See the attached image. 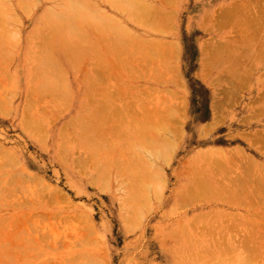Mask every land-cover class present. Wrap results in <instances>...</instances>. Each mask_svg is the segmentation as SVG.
Listing matches in <instances>:
<instances>
[{
	"label": "rangeland",
	"instance_id": "obj_1",
	"mask_svg": "<svg viewBox=\"0 0 264 264\" xmlns=\"http://www.w3.org/2000/svg\"><path fill=\"white\" fill-rule=\"evenodd\" d=\"M236 1L165 0L163 7L166 6L170 14L163 17L161 22L154 21L149 14L143 17L142 20H146L150 25L155 27V29L149 32H146L140 23L127 21L128 28L144 36L142 41L144 47L142 45L143 48L141 47V51H133L132 48L130 51H125V54H129L127 55L128 58L126 56L130 61V63H127L128 65L125 64L126 58L124 61L123 58H117L119 56L118 54L117 57L114 56L118 60L123 59L122 61L129 68L133 67L130 69V73L133 72L132 70L135 67V72L132 75L127 74L129 72L125 69L126 67L124 68V64L121 65L122 61H116L114 58L105 61L103 58L99 59L96 57L97 55L90 54L88 58L85 57L88 61L81 59V64H77V62L75 64L73 63V65H78L77 67L75 66L74 69L68 68V75L66 76L71 81L74 79L75 83H77L76 92L69 95H63L60 92L54 94L50 91H41L38 93L32 89L33 86L30 84L29 79L33 75V70L27 69L26 64L29 61V57L26 54H22L20 50L25 44L26 37L18 31L20 34V36L17 35L19 37L18 40L21 41L16 43L7 57L2 56L0 58V95L1 93L3 94L0 96V148H2L0 154L4 149L3 151L7 154L3 152L2 155L4 154L5 158L7 156L9 159L10 156L14 155L12 162H15L14 164L19 162L21 165H16V169H14L11 162L10 166L8 165L11 168L5 167L6 169H0V177L6 178L4 180L7 183L4 181V184L6 183L8 186L13 185L9 177L16 176L14 178L17 180L16 178H20L21 175L23 177L24 173L23 181L30 176L33 178L37 175L39 177L42 175L41 177L46 180L43 182L44 186L46 184L52 188L56 186L60 192L64 193L61 194L62 197L60 196L57 201L56 198H51L53 196L52 194L49 198L48 195L50 193L42 189L43 185L38 184L37 186H41V190L38 188L40 192L44 190V193H48L42 194L45 195L49 203L45 198V200L41 199L44 195H40L39 199L41 201H39L36 196L33 197L35 195H33V188L40 181L38 180L34 185L32 184L33 182L29 183L33 185V188H31L32 186H26L24 181V184H22L26 186V188L24 187L25 190L28 191V194L31 191L32 196H30V199L26 191L15 196L20 197L24 202V198L28 197L26 198V204L24 203L26 207H24V204H22V207V205H19L21 201L19 198H16L17 201L20 200L19 202L12 201V199H15L12 196L10 198L11 200L9 199L7 202L5 200H8L7 197L10 193L13 196L15 193H18V187L20 191L21 188L23 189V186L21 188L18 186L15 192L13 191L15 189L7 190L8 188L6 187L7 189L4 190L5 188H0V190L4 191L5 196L8 193L4 197V193L2 194V191H0V194L3 195L2 199H5L2 200L0 198V201L3 202H0V215L16 214L21 211L28 212L32 215L35 214L33 215L35 221L30 218L28 225L30 223L32 225L34 224L33 227L35 229L38 228L39 232L41 230L40 234H37L38 231L36 232L37 236L39 235L38 239L45 231L43 236H46L47 239L41 238V243L44 245L39 244L42 245L41 249L46 251V257L49 260L54 257L62 260L63 264H73V261L75 263L77 261L78 263V260V264H89V262L90 264H230L229 259L232 257V252L226 251L219 256L210 254L206 246L210 245L211 242L209 244L199 243L206 242L209 237H201L198 233L210 227L211 229L217 226L220 227L221 224L226 222L230 212H236L235 214L237 212L241 213L245 205L242 207H231L230 205L225 206L224 202L222 205L221 202L216 203L214 200L209 199L178 201L174 195L181 191L182 184L188 181L190 176H195L193 172L196 174L200 172V166H203V164L201 165L199 161H205L204 159L208 157V150L211 154V151H213V155H209L210 158H213L215 156L214 153L219 152V148L222 147L224 149L223 152L229 155H233L234 153L232 154V151L237 147V149H246L249 154H254L255 151L249 147L246 138L253 137V134L259 133L256 132L258 129L259 131H264V115L261 113H253L251 116L253 108L254 110H258V107L262 104L260 100L262 99L261 89L264 85L263 78H261L264 72L263 59H260V61L256 59L258 63H254L250 67L249 64L246 67L238 68V71L250 68L251 72H254L251 74V80L249 78V87L246 85L243 86L244 88L242 90L240 89L242 91L240 96L238 93H235L237 94L236 98L233 94L225 95L227 93L230 94V88L227 87L229 80L232 81L233 79H230L232 77L231 74L233 77L235 74L232 71L237 69V67L235 68L232 65L235 60L234 55L236 56L237 52L235 51L236 53L233 56L232 54L231 56L229 55V59L231 57L234 58L227 61L226 56H228L230 50L225 55L224 53L226 52H223L222 42L226 43L233 40L229 38L236 40L237 35L235 38L233 34H239V31L236 33L237 31H234L235 27L232 31L231 26L233 24L231 23L225 24L226 26L224 25L223 28L217 26L219 27L217 29V27H213L212 21H214L213 19L219 20L221 18L217 16L221 14L220 8L224 7L221 10L223 12L226 9L225 7L233 6V3L235 4ZM240 1L238 0L239 3ZM238 2L236 4H239ZM242 2L244 1L242 0ZM211 9L213 10L210 11ZM211 12L217 16V19L213 14H210ZM212 15L214 17L211 21ZM205 16H207V19ZM205 20L206 24L208 23L207 25L202 24ZM208 20L211 22H207ZM211 26L213 27L212 29L209 28ZM9 28L14 29L15 26L9 25ZM26 28L28 26L21 27L23 31ZM207 28L210 29H208L209 32L208 30L206 31ZM220 29L222 30L219 34L217 31ZM212 37L217 39L212 40ZM39 40L35 41L39 42ZM112 40L115 41L114 39ZM152 40H157V43L161 42L157 46L158 50L163 48L159 50V52L161 51L159 55L157 54V50V52H154L156 49V41L151 43ZM93 41L94 43H89L88 47L94 46L95 39ZM236 41L237 43L240 42V40ZM209 42L210 44L217 42V48L221 47L220 49L223 50L222 55H225L224 58L220 54H214L215 57L220 56V60L222 57L221 61H219V57L216 58L220 64H216L213 61L215 59L210 61L212 56L209 60H207L208 55L206 56L207 58L204 57L203 49H206V44L208 46ZM104 45L106 44L103 42L101 46ZM210 46L213 47L211 51L212 49L216 50V47H214L216 45ZM88 51L92 50L87 49ZM220 51L218 52L220 53ZM149 52L156 53L158 57H155ZM93 60L95 61L93 62ZM96 61L97 63L99 62L97 64L98 66L96 65ZM112 61L117 64L114 67L119 68V72H116H121L118 76L114 75L115 71L113 72L112 66L109 65ZM221 64L224 65L221 67ZM229 65H232L230 72L229 70H225ZM106 66L111 67L112 71L110 72L113 73V76L110 75V72H106ZM90 69H93L94 73L91 71L93 74L90 73ZM113 69L115 70V68ZM207 71L209 73L212 72L210 73L212 76H208ZM225 71L229 72V74L224 73ZM86 72L92 75L87 82L84 77V75H87L85 74ZM124 72L127 76L123 75L125 74ZM204 74L207 75L205 76ZM225 74L229 76L227 77ZM213 77L214 79H211ZM218 77L219 79H216ZM121 85H123V89H119ZM124 85H127V89H125L126 87ZM81 87L83 88L80 89ZM3 88L4 91H2ZM253 88L254 91H252ZM253 95L255 97H252ZM231 97L234 99H230ZM85 99L86 101L88 99V104L93 106L95 104L98 105L99 102H105L104 99L107 100L106 102L110 99L111 101L109 100V102L112 103H107L110 104L108 105L109 107L105 103V107L110 108L113 106L111 108H114L117 106V109H120V106L126 113H136L135 115L133 114V117L128 115L129 119L127 120L130 121L132 118L136 132L140 131L144 133L143 136L139 137L142 141H149L148 138L150 137L151 130L148 129L149 125L152 127V125L156 124V127L159 125L165 127L163 129L161 126H159L160 128L153 126L155 131L158 128L160 131L162 129V132L158 130L161 134H158L159 132L156 133L158 136L155 138L156 142L152 145L156 151H152L150 145L142 148V150H147V153L155 152L153 154L155 157L159 156L161 160L159 162V166H161L160 170L164 171L162 179H156L151 170L145 169L146 177L150 181L149 184H151V187L139 191L132 177L137 158L136 156L131 157V162H129L128 156H130L129 151L131 150L128 151V149H124L125 151L117 162L114 159L103 161V151H101L102 149H97V141L92 140V136L88 130H84L83 126H79L80 124H74L75 122H73L78 116V112H80L81 103ZM101 103L99 105L103 106L104 103L103 105ZM113 103L116 106L112 105ZM29 114L38 119L40 124H36L41 126L42 129L40 128L38 130L43 132L42 135H38V137L36 136L37 134L32 135V131L33 133L37 131L33 130L35 128L32 131L30 130V134L24 131L22 126L24 118L27 117L29 120L34 118L32 116L30 118ZM28 121L27 123L30 122ZM36 121L33 120L30 124ZM36 124L32 125L39 128V125ZM126 126L130 127V129L133 128L128 123ZM122 129L116 133L126 136L124 127ZM130 129L128 128V131ZM251 132L253 133L251 134ZM166 148H171L170 154L169 152L167 153L168 155L165 153ZM205 149L207 156L205 155L203 159L201 152L203 153ZM64 150L68 151V155L67 153L64 154ZM93 154L96 157L94 160L93 158L91 159V155ZM60 156L68 159L62 161V157L60 158ZM83 156L84 158L87 157V160ZM211 161L213 159H208L205 163H210ZM259 161H264V157L259 158ZM81 163L84 166H80ZM195 165H198L199 169ZM116 170H118L117 174H115ZM21 171L26 172L22 173ZM37 178L38 176L35 179L33 178V181L36 182ZM20 180L18 179V182ZM101 183L105 186V188L102 186L104 188L103 191L99 187ZM11 186L8 187L10 188ZM13 186L15 188V184ZM37 186H35V189ZM49 190L51 189L49 188ZM35 191L37 192V190ZM32 198L35 201H32ZM35 198L38 202H36ZM48 198L52 201L55 199L56 205H53L52 201H49ZM35 202L36 205L34 204ZM10 205L12 206L10 207ZM49 214H53V217ZM44 215L46 216L43 217ZM250 218H252L251 220L256 219L252 215H250ZM263 218L260 219L261 223L255 220L250 221V223H254L253 226H257L254 228L256 229V233H258L257 230L261 229L262 233L260 232V234H264ZM259 219L256 220L259 221ZM37 220L41 225H38L39 222H36ZM62 220L66 221L63 222ZM132 223L133 225L131 226ZM35 225L42 226V228L39 229ZM253 226L251 225L250 228H253ZM29 229L31 230V228ZM34 233H32L33 237ZM37 236L35 237L37 238ZM194 244L206 246L200 249ZM38 249L39 247L37 248L36 246V250ZM198 250L201 254L196 256L194 253L198 252ZM37 254L40 257V254ZM44 254L41 253V255ZM36 255L34 257L35 259ZM261 264H264V261Z\"/></svg>",
	"mask_w": 264,
	"mask_h": 264
},
{
	"label": "bare ground",
	"instance_id": "obj_2",
	"mask_svg": "<svg viewBox=\"0 0 264 264\" xmlns=\"http://www.w3.org/2000/svg\"><path fill=\"white\" fill-rule=\"evenodd\" d=\"M164 1L165 0H157V1L156 0H0V58L2 56L7 57L9 55L10 50L12 51L13 48L15 47L16 43L21 41V40H18L19 37L17 36V35L20 36V34L18 32V31H20V33H22L26 37L25 44L20 48L21 53L26 54L29 57V61L26 64L27 69L33 70V75H31L30 79H29L30 84H32V86H33L32 89H34L38 93L41 91H44V92L50 91L51 93H54V94L57 92H60L63 95H69L71 93H75L76 89H77V87H76L77 83H75L74 79H72V81H71L70 78L66 76V75H68V73H67L68 68L74 69L75 66L77 67L78 65H73V63L75 64L77 62V64H78V63L82 62L83 59L88 61V59H86L85 57L88 58V55H90V54L97 55L96 57H98L99 59L103 58V59H105V61L107 59H110V58H112V59L114 58V60H116V61H122L123 59L125 61L126 56L129 55L127 53L125 54V51H130L131 48L133 49V51H136V50L141 51V47L143 45L142 41L144 39V36H142L140 33L136 32L135 30L128 28L127 27L128 25L126 23H127V21L134 22V23L138 22V23H140V25H142L144 27L146 32H149V31L155 29V27L153 25H150V23H148L146 20H142V19L144 16L149 14L151 16V18H153L154 21L161 22L163 17H166L168 14H170L169 9L166 8V6L163 7ZM243 1L244 2H242V0H241L239 3L237 0L235 2V4L237 2L239 4L235 5L233 3V6L228 5L229 7L228 8L225 7L226 9L223 12H221V10H223L224 7L223 8L218 7L221 9V10L219 9L221 14L217 15L218 18H219V16L221 17V18H219V20L217 19V16H215L212 12L210 14H213L217 20L213 19V17H214L213 15H212L211 19L209 18L211 21H212V19L214 20V21H212L213 27H217V26L220 27L221 26L223 28L225 24H228V23L233 24V26H231L232 27L231 30L233 31L234 27H235L234 31H237L236 33H238V31H239V34L230 33L231 31L229 33L235 35V36H233L235 38L237 35L236 40H238V41L240 40V42L237 43V41L234 38H229L230 40L233 39L231 41L235 40L234 42L229 41V42L224 43L220 40L222 42L223 46L221 44H219V45H221L223 47L222 48L224 50L223 51L220 49L221 48L220 46H219L220 48H217L218 45L216 43L219 41H217L215 44L214 43L210 44V42H212V41H210L208 46L206 44V49L205 48L203 49L204 57L207 58L206 56L208 55L207 60H209L210 57L212 56V59H210V61L215 59L213 61H215L216 64L217 63L220 64V62H217L218 60H216V58L219 57V61H221L222 57L224 58V56L228 53L229 50H230L229 51L230 53H228V56H226L227 61H229L230 59H233L235 57L234 63L232 65L235 68L237 67V69H236L237 71L236 70L232 71L233 73H235L234 77L230 73L232 76L230 79L233 78L234 80L233 79H232V81L229 80V85H231V87H229V85L227 87V88H230V94L224 93L225 95L233 94V96L235 98L237 97L236 96L237 94H235V93H238L240 96V93H242V91H240V89L242 90L244 88L243 86H246V85L248 86V84H250V80L252 78L251 74L254 73V72L253 73L251 72L250 68L243 69V71H238L239 70L238 68L246 67L249 64H250L249 67L252 66V64H254V63L257 64L258 60L256 61V59H259V61H260V59L264 60V0H243ZM212 10L213 9H211L210 11H212ZM216 11H217V9H216ZM206 14H207V12H206ZM210 14H209V16H210ZM207 16H205L206 19H207ZM211 21L208 20L207 22H211ZM198 23H200V22H198ZM202 24L207 25L208 23L206 24V20H205V22ZM9 25H13V26H15V28L10 29ZM23 26L24 27L28 26V28H26L23 31L21 29V27H23ZM213 27L211 26L209 28L212 29ZM219 27H217V29ZM201 28H202V26H201ZM209 28H207L206 31ZM209 30H208V32H209ZM221 30L222 29H220L217 32L220 34ZM211 32H212V30H211ZM238 37H240V38H238ZM94 39H95L94 46L88 47L89 43H94V41H93ZM112 39H114L117 43L115 41H113ZM214 39H217V38L212 37V40H214ZM35 40H39V42H36ZM154 41H156L155 42L156 43L155 44L156 49L154 50V52L158 51L157 54L159 55L161 53V51L159 52V50H161L163 48L158 50L157 46L159 44H161V42L157 43V40H152L151 43H154ZM103 42L106 45L101 46V44H103ZM224 44H226L225 48L227 50L224 48ZM39 45H40V47H39ZM210 45H212V46L216 45V46H214V47H216V50L212 49V51L215 50L214 52L211 51V48H213V47H211ZM143 47H144V45H143ZM161 47H163V46H161ZM153 48H154V46H153ZM87 49L92 50V51L87 52ZM119 49H122V50H119ZM207 50H208V53H207ZM218 51H220V53ZM222 51L226 52V53H224L225 55H222L223 54ZM235 51L237 52L236 56L234 55L236 53ZM120 53H121V55H120ZM149 53H151V52H149ZM153 53H151V54H153ZM163 53H162V55H163ZM117 54L119 56H124V57H119ZM155 54H153V55L155 57L156 56L158 57V55L157 54L155 55ZM214 54L215 55L220 54V56L222 55L221 60H220V56L215 57ZM231 54H232V56L234 55V57H231L229 59V55L231 56ZM93 55H91V56L93 57ZM114 55L116 57L118 56L117 58H119V59L120 58H123V59L118 60ZM213 56H214V58H213ZM127 58H128V56H127ZM91 59H93V58H91ZM76 60H78V61H76ZM94 61L95 60H93V62ZM124 61H122L123 63L121 62V65H123L125 62H126L125 64L130 63V61L128 59L125 62ZM98 63L96 61V65ZM207 64H208V62H207ZM96 65H94V66H96ZM109 65L112 66L113 72L115 71L114 75H116V76H118V74L120 75L121 72L118 73L119 68L114 67V66H117V64L115 62L112 61ZM127 65H125L124 68L126 67L125 69H127V72H129V73H127L126 70H124V71L127 74L132 75L133 72H135L134 70L136 68L134 67V70H132L133 72L130 73L131 72L130 69L133 67L129 68ZM222 65H224V64H221V67H222ZM110 66H106V72L107 73L112 71ZM129 66H131V65H129ZM231 66L229 65L227 67L229 69L225 68V70H229V72H230V68L232 69ZM107 67H108V70H107ZM119 67H121V66L119 65ZM215 67H216V65H215ZM113 68H115V70ZM207 69H209V68H207ZM214 70L215 69L213 66V71ZM89 71L91 73V71H93V69L92 70L90 69ZM116 71H118V72H116ZM210 71H212V70H210ZM207 72H208V76L211 75L210 73H212V72L209 73V71H207ZM229 72L225 71L224 73L229 74ZM90 73L88 74L86 72L85 74H87V75H84L86 82L88 79H90L92 77V75H90ZM93 73H94V71H93ZM93 73H91V74H93ZM110 73H111L110 75L113 76V73L112 72H110ZM126 73L123 75L127 76ZM219 77L216 79H219ZM222 77L224 78L223 75H222ZM249 78H250V80H249ZM261 78H263L262 81L264 83V72H263ZM211 79H214V77ZM216 81H218V80H216ZM262 81H261V85H262ZM230 83H232V84H230ZM122 86L123 85H121V87L119 89H123ZM126 86L124 85V87H126ZM82 88L83 87H81L80 89H82ZM125 89H127V87ZM259 89H261V88H259ZM259 89H257V90H259ZM261 90L263 91V92L261 91L262 97L260 95V97L262 99L261 100L259 99V100H260V102H262V104L260 107H258V110H254V108H253L254 111L253 110L251 111L252 112L251 116L253 115V113H255V114L261 113L264 115V85H263V88ZM2 91H4V88L2 89ZM224 91H225V89H224ZM226 91L229 92L228 90H226ZM252 91H254V88ZM50 92H47V93H50ZM257 94H260V93H257ZM1 95H3V94L1 93ZM4 95H5V92H4ZM109 95H110V93H109ZM252 97H255V95H253ZM257 98H256V100H257ZM230 99H234V98L231 97ZM109 100L110 99H108V102H106L107 100L104 99L105 102L102 101V103L99 102L98 105L95 104V106H93V105L88 104L89 103L88 99H87L88 102L85 99V101L81 103L80 112H78L79 114L76 117V119L73 120V122H75L74 124H80L79 126H83L84 130L85 131L88 130V132L92 136V140L97 141V143H96L97 149L98 150L102 149L101 151H103V157H102L103 161L104 160L108 161L109 159H114V161L117 162L120 159V156L122 155V153L125 151L124 149H128V151L131 150V151H129L130 156H128V161L131 162V157L136 156V158H137L136 167H134V172L132 174V177L136 183V188L139 189V191L145 190V188L146 189L150 188L151 184H149L150 181L147 180L145 169L151 170L156 179H162V174H164V171L160 170L161 166H159V162L161 160L159 159V156L155 157L153 155L155 152L147 153L146 152L147 150H142V148L147 146V145H150L151 150L156 151L152 145L156 142L155 138H157L158 134H161L160 132H162V129L160 131L159 126H161V128H163V129L165 127L162 125H159V126H157L159 128L155 131V128H157L155 126L156 124L152 125V127L154 126L155 128L154 127L152 128L149 125L148 129H151L150 130V137L148 138L149 141L148 142L142 141L139 139V137L143 136L144 133L140 132V131H137L138 133L136 132V130L134 129V125L132 123L133 120L131 117H130L131 118L130 121L127 120V119H129L128 115L133 117V114L135 115L136 113H129V112L126 113V111L124 109H122L120 106H119L120 109H117L118 107L115 105V103H113L112 105H114L116 107L111 108V107H113V106H111L110 108H107V107H109L108 105H110L112 103V102L110 103ZM100 103L102 105L104 103V105L101 106V105H99ZM105 103L106 104L110 103V104H107V107H105ZM253 105H254V103H253ZM98 106H100V107H98ZM30 110L32 111L31 108H30ZM78 110H79V108H78ZM31 114H29L30 118L33 115V114L32 115ZM251 116L249 115L250 118H251ZM32 117H34V116H32ZM26 119H27V117L24 118V120H23L24 122L22 121L23 122L22 126H23V129L26 133L30 134L31 133L30 130L32 131V129L35 128L33 130L34 131L37 130V131L35 133H33V131H32V133H31L32 135L37 134L36 136L38 137V135L43 134V132L38 130L41 128V126L39 125L40 123H39L37 118L34 117V118H31V120L36 121V119H37V121L33 122L32 124L39 123V124H36V125H39V128L38 127L36 128L34 125L30 124V122H32V121L29 120V118L27 119V121L29 120L30 122L28 121L29 123H27V121H25ZM127 123H128V125L131 124L133 128L131 127L132 129H130V127H127L126 126ZM123 127L125 130L124 132L126 133V136H124L123 134L121 135L119 133H116L117 131L123 130L122 129ZM128 128L130 129L129 131H128ZM260 131L258 129L256 132H259L260 134L256 133V134H253V137L251 136V137L246 138L247 139L246 142L248 143L249 147L254 149V151L256 152V153L254 152V154H249V153H247L246 149H243V148L237 149L238 148L237 147V148H235L234 151H232V154L233 153L234 154L229 155L226 152H223L224 149L222 147V148H219L220 151L218 149L219 152L214 153V155H215L214 157H216V155H218L215 159H214V157L213 158L209 157V155H213V151H211L212 152V154H211L210 151L208 150L209 153L207 152L208 153L207 155L209 158L208 157L207 158L211 159V160L213 159V161H211L213 163H211V162L205 163V161L208 160L207 158H206L207 160L204 159L205 155H206L205 154L206 149H205L203 152L204 154L201 152V154H202L201 156L205 161H201V162L199 161V163L201 165L203 164V166H200V169H201L200 172L198 171L199 173H197V174L193 172V174H195V176L194 175L192 177L190 176L188 181H186L182 184L183 189L181 188V191L177 192L174 195L176 197V200H178V201L209 199V200H214L216 203L221 202L222 205L224 202L225 206L230 205L231 207H242L243 205H245V208H243V211L242 212L240 211L241 213L237 212V214H235L236 212H234V213L230 212V214L227 216L226 222L221 224L220 227L217 226V227L212 228V229L210 227V228H207L206 230H203V231L198 233L201 237H204V238L209 237L206 242H199V243L209 244L211 242L210 245L200 246L199 244L198 245L194 244L196 247H199L200 249H202V247L204 248L206 246V248L208 249V251L212 255L219 256L223 252H226V251L232 252V257L229 259L230 264H258V263L261 264L264 261V244H263L264 234H260V232L262 233L261 229L257 230L258 233H256V229H254V228H256L257 226L256 225L253 226L254 223H252V222H251L252 224L250 223V221H254V220L256 222L261 223L260 219L264 217V161H262V162L259 161V158H261L262 156L264 157V131L263 130H260ZM156 133H158V134H156ZM252 133L253 132H251V134ZM39 141H41V140L39 139ZM239 148H241V147H239ZM1 149L2 148H0V150ZM207 149H209V148H207ZM221 149H223V150L221 151ZM3 150L1 151V154H0L2 157L5 156L4 154L2 155V153L3 152L6 153ZM170 150H171V148H169V149L166 148L165 153L167 154L169 152V154H170ZM148 152H150V151H148ZM65 153H67V155H68L67 150H64V154ZM64 154H62V155H64ZM11 155H13V154H11ZM15 156H16V154H15ZM64 156H66V155H64ZM2 157L0 158V169L1 170L6 169L5 167L11 168L9 166H10V163L13 161L14 155L10 156L9 159L7 156H6V158L5 157L2 158ZM61 157H62V159H61L62 161L65 159H68V158H65L63 156H60V158ZM83 158H84V156H83ZM85 158L87 160V157H85ZM92 158H93V160L96 159L94 154L91 155V159ZM78 159H77V161H78ZM77 161H76V163H77ZM14 163L15 162H12V164H11L14 169H16V165L17 166L21 165L19 162H16L17 164H14ZM64 163H66V162H64ZM83 163H85V162H83ZM86 163H87V161H86ZM205 164H207V165L205 166ZM82 165L83 164L81 163L80 166H82ZM23 169H26V168H23ZM198 169H199V166H198ZM1 170H0V172H1ZM26 171H23V172H26ZM27 172H29V171H27ZM117 173H118V170H116L115 174H117ZM4 174H6V173H4ZM19 175H21V173H19ZM19 175H17V176H19ZM99 175H101V174L99 173ZM99 175H98V177H100ZM3 176H5V175H3ZM37 176H38V178H37L36 182L33 181L35 179V177H37ZM37 176L33 177L34 179L31 176L27 177V178L25 177L26 180H23V181H22V179L24 178V173H23V177L21 175L20 178L19 177L16 178L17 180H15V178H14L16 176H13V177L8 176L12 180L11 183H13V185L15 184V188L10 183V181H9V183L13 187L11 185H8V186H11L9 188L6 184L7 181L4 180L6 178L0 177L1 178L0 179V188L1 189H3V188H5L4 190H6L7 188H8L7 190L15 189V190H13L15 192V191H17L16 188L18 186H20V188L23 186V189L22 188L20 189L21 192L19 191V187H18V193H15L16 195L14 194V196H13V194L10 193V195L8 196L9 198L7 197L8 200L2 199V196L4 195V197H6L8 195V193L5 196L4 191L0 190V191H2L1 192L2 194L4 193L3 195L0 194L1 195L0 198L7 202V201H9L11 196H12V198H14L18 194L20 195L21 193H24L26 191L25 190L26 186H32L31 188H33V185L35 183H37L38 180L40 182L35 184L34 188H33L34 189L33 195L35 194L33 197L36 196L38 198V200L41 201L39 199L40 195L43 196L46 192L50 193L48 195L49 198L51 197L50 196L51 194L53 195L51 197L52 199L54 197L57 200L60 198V196L62 197L61 194H63L64 192H60L59 188H57L56 186H55V188L54 187L52 188L51 186H48L46 184V186H47V188H46V186H44V183H43L46 180L43 177H41L42 175L40 176L41 178L39 177V175H37ZM98 177H96V178H98ZM101 177H103V176H101ZM2 179H3V181H2ZM18 179H21L20 181H22V182H20V181L18 182ZM31 179H32V181H30ZM42 179H44V180H42ZM13 180H15L17 182H15V181L13 182ZM4 181H6L5 184H4ZM24 181H25L26 186L23 185ZM31 182H33L32 183L33 185L29 184ZM16 183H17V185H16ZM18 183H19V185H18ZM20 183H21V185H20ZM38 184L43 185L42 189H45V191L46 190L47 191L45 193H44V190L40 192L39 190H41V186L40 187L37 186ZM102 184L103 183H101V186H99L101 191H103V189L105 188V186ZM35 186H37L36 189H35ZM102 186L104 188H102ZM43 187H45V188H43ZM38 188H39V190H38ZM49 188L51 190H49ZM35 190H37V192ZM34 191H35V193H34ZM27 192L28 191H26V194H28ZM30 192L31 191H29V194L27 195L28 197L32 196V194H31L32 192L31 193ZM42 193H44V194H42ZM46 194H48V193H46ZM28 197H26V198H28ZM16 198L20 199V197H15V199H12V201L13 200L17 201ZM26 198H24L25 202L22 201L23 199L22 200L20 199L22 202L20 200H18L17 202L20 201L19 205H22L24 203L26 204ZM44 198L46 199L45 195L43 197H41V199H44ZM63 198H65V197H63ZM30 199H31V197H30ZM33 199L34 198H32V201H35ZM50 200L51 199H49V201ZM54 200L53 201L51 200V201H52L53 205H56L55 204L56 200L55 201ZM0 202L3 203L2 201H0ZM36 202H38L37 199H36ZM36 202L34 203L35 205H36ZM47 202H48V200H47ZM60 202H61V199H60ZM40 203H39V205H40ZM42 203H44V202L42 201ZM9 204H8V206H9ZM25 204H24V207H26ZM11 206L12 205H10V207ZM13 207H14V205H13ZM22 207H23V205H22ZM31 215L32 214L25 212V211H21L20 213H16V214L11 213V214H1L0 215V264H63L62 260H59V259L54 258V257H53V259L50 258L51 260H49V258L46 257L47 256L46 251L41 249L42 245H44L41 243L42 239L46 238V236L45 237L43 236L45 231L43 232V234H41L43 237L41 236L38 239L39 235L37 236V234H40L41 230L39 232L38 228L35 229V227H33L34 224L32 225L30 223L28 225V221L30 220V218H32L31 220L35 221L34 216H33L35 214H33L32 216ZM52 215H50V216H52ZM250 215L256 217V219H259L260 217L261 218L259 219V221H257L256 219L251 220L252 218H250ZM45 216L46 215H44L43 217H45ZM39 217H41V216L39 215ZM65 218H67V217H65ZM63 219H64V217H63ZM62 221L64 222L66 220H62ZM68 221H69V219H68ZM125 221L127 222V220H125ZM36 222H39V221L37 220ZM126 222H124V223H126ZM41 223H42V221H41ZM250 224L253 226V228L252 227L250 228V226H251ZM38 225H41L40 222ZM132 225H133V223L131 224V226ZM28 226H29V228H31V230L28 228ZM36 227H39V226H36ZM41 228H42V226L39 227V229H41ZM33 230H35V231H33ZM31 231L35 232L34 237L37 236V238L33 237V234H32L33 232H31ZM51 231H53V230H51ZM36 232H37V234H36ZM46 233H49V232H46ZM209 233H210L211 237H210V235H208ZM50 234H51V232H50ZM39 243H41L42 245H40ZM72 244L74 245V243H72ZM36 246H37V248L39 247V249H41V250H39V249H38L39 251L36 250ZM73 248H75V247H73ZM199 250H198V252L194 253L196 256L201 254V252ZM44 252H45V254H44ZM37 253L40 254V257H38ZM41 253H43L44 255H41ZM35 255H36V259L38 257L37 260L34 258ZM70 259H72V258H70ZM70 261L72 262V260H70ZM70 261H68V262L70 263ZM74 263L75 262L73 261V264ZM76 263H77V261H76ZM78 263H79V260H78ZM86 263H88V262L86 261ZM89 264H90V262H89Z\"/></svg>",
	"mask_w": 264,
	"mask_h": 264
}]
</instances>
